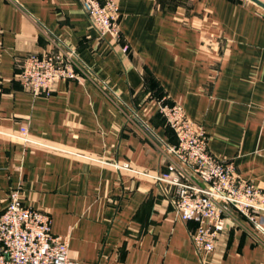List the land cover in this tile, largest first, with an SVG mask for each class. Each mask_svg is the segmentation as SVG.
I'll return each instance as SVG.
<instances>
[{
	"label": "crops",
	"instance_id": "crops-1",
	"mask_svg": "<svg viewBox=\"0 0 264 264\" xmlns=\"http://www.w3.org/2000/svg\"><path fill=\"white\" fill-rule=\"evenodd\" d=\"M120 12L115 41L81 0H0V212L19 189L82 264H264V232L236 211L212 252L195 249L196 223L178 216L162 177L177 138L157 105L181 103L212 153L264 188V8L120 0ZM57 43L76 52L81 77L34 95L19 62ZM24 126L41 144L19 137Z\"/></svg>",
	"mask_w": 264,
	"mask_h": 264
},
{
	"label": "built area",
	"instance_id": "built-area-1",
	"mask_svg": "<svg viewBox=\"0 0 264 264\" xmlns=\"http://www.w3.org/2000/svg\"><path fill=\"white\" fill-rule=\"evenodd\" d=\"M82 7L100 36L121 39L120 0H81ZM127 51L128 46H123ZM76 52L61 44L41 53H29L19 62L17 80L34 95L49 96L59 80L79 79ZM160 114L174 131L177 143L168 147L177 159L162 177L174 185L175 208L184 221L196 223L192 242L199 252H212L227 218L238 212L264 232L259 213L264 211V188L244 178L232 160L217 157L209 148L202 125L193 121L179 102L157 100ZM19 137L28 136L27 127ZM127 166V164H126ZM0 264H82L69 255L68 238L52 231L49 212L26 206L17 188L0 212Z\"/></svg>",
	"mask_w": 264,
	"mask_h": 264
},
{
	"label": "water",
	"instance_id": "water-1",
	"mask_svg": "<svg viewBox=\"0 0 264 264\" xmlns=\"http://www.w3.org/2000/svg\"><path fill=\"white\" fill-rule=\"evenodd\" d=\"M253 2H255L256 4H258L259 6L264 8V1L263 0H251Z\"/></svg>",
	"mask_w": 264,
	"mask_h": 264
}]
</instances>
